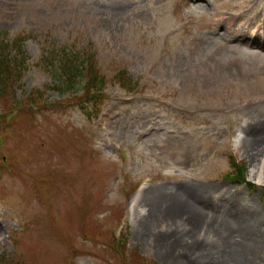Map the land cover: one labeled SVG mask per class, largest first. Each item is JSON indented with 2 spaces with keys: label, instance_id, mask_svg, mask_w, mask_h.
<instances>
[{
  "label": "rangeland",
  "instance_id": "rangeland-1",
  "mask_svg": "<svg viewBox=\"0 0 264 264\" xmlns=\"http://www.w3.org/2000/svg\"><path fill=\"white\" fill-rule=\"evenodd\" d=\"M18 39L26 65L0 78V264H174L137 221L148 190L195 185L255 210L264 264L262 152L244 148L264 117V0H0V53ZM91 54L98 102L82 79L58 94Z\"/></svg>",
  "mask_w": 264,
  "mask_h": 264
},
{
  "label": "bare ground",
  "instance_id": "bare-ground-1",
  "mask_svg": "<svg viewBox=\"0 0 264 264\" xmlns=\"http://www.w3.org/2000/svg\"><path fill=\"white\" fill-rule=\"evenodd\" d=\"M259 122L260 128L251 129L244 135V148L255 158V153L260 147L262 155L260 154L259 167L253 166L250 173L256 183L262 184L264 117L258 120V124ZM180 188L190 190L186 194L188 200L179 201L180 196L170 197L172 194L163 193L160 189L148 190V209L146 214H142L138 219L136 232H146L143 234L146 237H141L154 246L160 257H172L174 264H249L250 256L261 248L263 243L262 235L254 229L259 221L255 210L239 203L238 198L227 189L217 193L220 194L223 209L215 204L217 195L211 193L212 190L207 192L210 199L205 200L201 195L204 191L202 187L195 185ZM229 202L233 203L228 205ZM220 210L221 213L224 212V218L218 215ZM179 215L185 216L186 219L183 220ZM182 225L190 226L184 236L190 239L191 243L186 242L181 235ZM214 237L218 238L217 247L212 244ZM180 249L184 253L175 256ZM73 252L77 255L75 250ZM70 263L77 264V260H73L71 256Z\"/></svg>",
  "mask_w": 264,
  "mask_h": 264
},
{
  "label": "trees",
  "instance_id": "trees-1",
  "mask_svg": "<svg viewBox=\"0 0 264 264\" xmlns=\"http://www.w3.org/2000/svg\"><path fill=\"white\" fill-rule=\"evenodd\" d=\"M22 44H23V41H22ZM22 44L20 43L19 39H18V42L15 41L13 43L14 54L11 51H8L7 53L5 52L0 53V78L4 80V84H6L7 79H10L12 77L11 71L13 67H15V69H19V72H21L23 70V66L26 65L27 56L24 50L22 51ZM86 56H88V54H86ZM88 59H91V57L89 56ZM17 63H19L18 66H16ZM72 63H74V65L71 67L72 71L68 72V75L65 76L66 78L63 77L65 78L64 82L62 81V79L58 78V81L61 84V88L54 87V89L58 92V94L65 95L66 93L70 91H72V93H76L78 91L77 88L79 84L81 83V79L83 81L87 80L88 83L91 84L88 87H84L83 90L87 88L94 89L96 88V84L100 86L104 84L103 77L100 76V74L98 73V70L95 67H92L93 70H91L94 72V78L90 77V69H87L85 74L82 73V70H84L83 59L80 61L79 65H75V62L72 59L68 61L67 65L72 64ZM91 64L93 66V62ZM65 67L69 69V66H65ZM129 83L127 82L123 83L125 89H128V91L130 92H134V86L132 88L129 85ZM0 84L2 85L1 81H0ZM240 168L241 167L238 166L237 168L238 173H236L235 176L237 179L241 178L243 180V176L240 173Z\"/></svg>",
  "mask_w": 264,
  "mask_h": 264
}]
</instances>
